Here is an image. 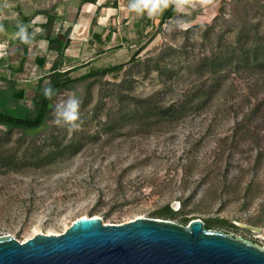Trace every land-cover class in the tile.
I'll return each mask as SVG.
<instances>
[{"label":"rangeland","instance_id":"374dc122","mask_svg":"<svg viewBox=\"0 0 264 264\" xmlns=\"http://www.w3.org/2000/svg\"><path fill=\"white\" fill-rule=\"evenodd\" d=\"M262 4L197 5L193 20L178 14L161 25L121 75L63 89L55 106L82 97L79 130L58 126L55 106L37 130L0 125V236L25 241L38 233L60 234L81 216L117 224L144 216L183 225L185 218L201 219L264 246V119L236 126L248 112L251 85L232 76L212 105L164 125L137 114L134 104L153 94L165 103L180 96L197 77L192 65L235 20L263 16ZM0 50L5 55L9 47ZM45 71L46 64L39 73ZM32 72L20 77L10 108L33 107ZM165 205L172 215L159 213Z\"/></svg>","mask_w":264,"mask_h":264},{"label":"trees","instance_id":"16d2710c","mask_svg":"<svg viewBox=\"0 0 264 264\" xmlns=\"http://www.w3.org/2000/svg\"><path fill=\"white\" fill-rule=\"evenodd\" d=\"M232 1L237 3L240 0ZM261 6L264 8V4ZM183 15L188 21L195 18V13ZM167 17L168 14L165 18ZM218 19L219 17H216V20ZM163 23L165 20H162V25ZM51 24L52 20L49 19L45 28L50 29ZM230 26V29L218 36L215 46L192 65L191 74H195L197 77L188 89L169 103L159 101L156 94L146 98H136L134 104L137 114L143 112V117L152 118L155 124L173 123L187 111L205 109L212 105L216 96L222 92L232 76H237L248 82L254 93L249 99L250 105L245 114L246 117L237 121L236 126H243L247 119L249 121L264 119V15L261 17L255 15L253 19L243 22L235 20ZM207 27L210 30L215 28V25L211 24ZM231 31H234L235 34L230 38L228 33ZM70 35L71 28L66 29L63 33L60 32L55 39L49 33L45 34L44 37L49 40L50 49L55 53L56 60L50 71L35 86L33 94L29 98L33 104L32 108L24 105L10 108L8 102L16 87V82L13 79L0 77L1 126L8 130H37L47 124L55 106V99L63 89H76L80 83L96 79L99 75L110 74L115 70L118 71V75H121L125 68L124 65L91 72L63 69L65 49L69 43ZM33 38L34 36L26 38L25 49ZM154 38L155 36L149 42ZM147 44L135 52L128 64L137 61L136 59ZM26 59L25 51L20 57V68L14 70L13 73L24 70ZM157 69L160 67L157 66ZM159 213L172 215L174 212L170 205H165ZM184 221L185 224H188L190 219L185 218ZM206 226L210 228L209 225Z\"/></svg>","mask_w":264,"mask_h":264},{"label":"crops","instance_id":"0c3cea01","mask_svg":"<svg viewBox=\"0 0 264 264\" xmlns=\"http://www.w3.org/2000/svg\"><path fill=\"white\" fill-rule=\"evenodd\" d=\"M128 4L129 0H0V47H9V52L0 56V77L16 82L9 102L15 96L23 73L31 68L37 80L32 81V76H28V80L38 83L56 60L49 40L44 37L46 33L55 39L60 32L71 28L62 68L91 72L126 67L140 47L153 36L158 37L162 20L168 22L178 14H196L195 4L191 7L170 4L162 13L151 17L147 12L131 11ZM49 19L52 24L47 29L45 24ZM21 28L26 30L24 38ZM28 36L34 38L25 49ZM25 51L24 70L13 73L20 68V57ZM43 55H46V63ZM44 64L47 71L39 73ZM118 74L115 70L106 75L116 77Z\"/></svg>","mask_w":264,"mask_h":264},{"label":"water","instance_id":"95a60500","mask_svg":"<svg viewBox=\"0 0 264 264\" xmlns=\"http://www.w3.org/2000/svg\"><path fill=\"white\" fill-rule=\"evenodd\" d=\"M0 264H264V246L201 219L183 225L140 216L117 224L81 216L60 234L0 236Z\"/></svg>","mask_w":264,"mask_h":264},{"label":"clouds","instance_id":"9594fccd","mask_svg":"<svg viewBox=\"0 0 264 264\" xmlns=\"http://www.w3.org/2000/svg\"><path fill=\"white\" fill-rule=\"evenodd\" d=\"M170 4H175L177 7H191L193 4L207 7L213 5L214 0H129L128 7L138 14L147 12L151 17L162 13ZM26 35V30L21 28V37L24 38ZM3 54V51L0 50V55ZM82 102V97L73 95L68 97L63 104H57L55 106L57 125L68 127L71 130H79L83 123L79 112Z\"/></svg>","mask_w":264,"mask_h":264}]
</instances>
